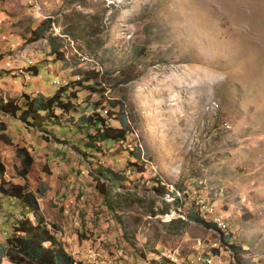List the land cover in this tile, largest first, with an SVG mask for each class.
Instances as JSON below:
<instances>
[{"label": "rangeland", "instance_id": "obj_1", "mask_svg": "<svg viewBox=\"0 0 264 264\" xmlns=\"http://www.w3.org/2000/svg\"><path fill=\"white\" fill-rule=\"evenodd\" d=\"M88 61L113 76L131 63L143 74L96 83L79 71ZM63 85L70 111L24 121L0 107V180L35 192L74 264H198L200 239L205 250L217 242L226 262L238 264L235 243L247 264H264V0H0V101L23 105ZM110 99L131 101L138 117L125 142L89 148L96 127L84 117ZM114 112L109 123L121 127ZM22 148L33 156L26 176ZM149 167L169 191L183 186L179 201L153 187ZM201 197L227 230L190 215ZM25 217L37 222L0 196V246Z\"/></svg>", "mask_w": 264, "mask_h": 264}, {"label": "trees", "instance_id": "obj_2", "mask_svg": "<svg viewBox=\"0 0 264 264\" xmlns=\"http://www.w3.org/2000/svg\"><path fill=\"white\" fill-rule=\"evenodd\" d=\"M52 23L51 18L41 22L36 29L35 37L33 41L38 40L43 37L45 27ZM54 52L59 55L61 51L57 46L54 47ZM89 62V63H88ZM88 67L79 69V71L85 70L88 75L86 80H101L103 76L107 77V81L112 83L114 86L120 87V85L130 84L132 80H137L141 77L143 73L135 72L133 63L129 66L124 67L119 71V73L113 76L115 70L112 69H100L98 64L93 63V61H88ZM36 72V69L34 68ZM38 74V73H37ZM89 88H93L92 85H88ZM70 86H60V88L52 96L48 98L44 97H33L27 98L25 104L21 105L18 101L11 99L7 101H0V107L5 113L17 114L21 111V119L24 121H29L30 119L41 121L43 119L41 111L53 112L55 108H61L64 112L70 111L72 109L71 97L64 100L62 98L63 93H66ZM73 95V94H72ZM28 95H25L27 97ZM124 96V95H123ZM125 100V97H123ZM122 99H110V107H101V101L95 102L93 104L94 111L88 116L84 117L86 120V125H94L96 127V133L88 134L87 137L90 139L86 143L89 148L98 149L97 143L101 141H111L114 142H125L127 140V135L132 131L130 127L131 120L134 121L138 117V112L136 107L133 106L132 102L126 104V101ZM129 108V110L127 109ZM115 108H119L121 113L119 121L121 127H115L109 123V119L114 118L116 113ZM3 129L6 128L2 125ZM21 151L25 154L23 157V166L21 168V175L26 176L28 173V167L33 161V156L30 152L22 148ZM132 155L140 158L141 148L136 145L134 149L131 150ZM142 167V166H141ZM109 171L115 173L116 176L120 175L117 171L108 168ZM140 168L138 170H142ZM151 176L147 180H152L153 187L159 192H169L176 195V190L169 191L166 187V183L159 174L151 167ZM5 165L2 157L0 156V176L5 173ZM179 188H183L182 185L177 184ZM178 188V189H179ZM13 196L19 199L25 206L29 207L30 211L34 213L37 222H33L29 217L19 218L13 223L12 231L5 236L6 244L0 246V264H74V256L60 244L59 240L52 233V230L48 227L45 216L40 212V204L35 192L28 189L27 185L20 182H13L10 180H5L1 178L0 180V196ZM179 197L177 200L179 201ZM199 222H204L206 225L213 226L215 228L217 225L214 222L205 220L202 216L200 217V212L198 210L193 211L190 214ZM219 229V228H218ZM222 231V230H221ZM224 239V234L221 236ZM235 253L236 260L238 264H247L241 252L244 248L240 244L231 243ZM213 251L218 253L219 247L215 246ZM5 256L3 259L2 257Z\"/></svg>", "mask_w": 264, "mask_h": 264}, {"label": "built area", "instance_id": "obj_3", "mask_svg": "<svg viewBox=\"0 0 264 264\" xmlns=\"http://www.w3.org/2000/svg\"><path fill=\"white\" fill-rule=\"evenodd\" d=\"M174 190H176V195L169 193L172 196V199L174 198L177 199V197L181 198L182 196L181 190L172 186L171 191ZM186 192L187 190H184V195H186ZM197 208L198 211L200 212V216L202 215L205 220L214 222L220 230L225 231L228 229V223L226 219L221 214H219L217 210H215V207L213 205L207 203L204 200V198L201 197V199L200 198L198 199ZM203 242H205V240L203 241L202 239L198 240V247L199 249H201L202 247V249L195 254L196 263L232 264L230 260H228L227 262L224 261L221 257H219L218 253L213 251V248L215 247V245H217V242H212V244H210V248L206 250H205V246H203Z\"/></svg>", "mask_w": 264, "mask_h": 264}, {"label": "bare ground", "instance_id": "obj_4", "mask_svg": "<svg viewBox=\"0 0 264 264\" xmlns=\"http://www.w3.org/2000/svg\"><path fill=\"white\" fill-rule=\"evenodd\" d=\"M217 227V226H216Z\"/></svg>", "mask_w": 264, "mask_h": 264}]
</instances>
